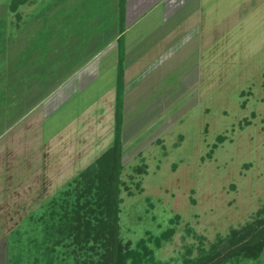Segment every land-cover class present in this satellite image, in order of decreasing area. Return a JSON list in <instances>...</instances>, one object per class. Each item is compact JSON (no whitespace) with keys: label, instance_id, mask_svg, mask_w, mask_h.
<instances>
[{"label":"crops","instance_id":"1","mask_svg":"<svg viewBox=\"0 0 264 264\" xmlns=\"http://www.w3.org/2000/svg\"><path fill=\"white\" fill-rule=\"evenodd\" d=\"M7 1L0 4V202L66 186L114 145L121 79L125 153L130 116L156 108L157 121L181 92L200 93L213 76V0H54L30 14L22 11L29 5L21 8L20 19Z\"/></svg>","mask_w":264,"mask_h":264},{"label":"rangeland","instance_id":"2","mask_svg":"<svg viewBox=\"0 0 264 264\" xmlns=\"http://www.w3.org/2000/svg\"><path fill=\"white\" fill-rule=\"evenodd\" d=\"M53 1L33 0L23 14ZM213 5L203 95L181 92L163 118L151 121L149 108L127 123L120 225L125 243L145 241L141 264H264V0ZM60 189L0 202V264H37L33 239L51 216L40 206Z\"/></svg>","mask_w":264,"mask_h":264},{"label":"trees","instance_id":"3","mask_svg":"<svg viewBox=\"0 0 264 264\" xmlns=\"http://www.w3.org/2000/svg\"><path fill=\"white\" fill-rule=\"evenodd\" d=\"M31 2L33 0H8V11L20 19V9ZM123 104L121 79L117 90L114 145L62 187L49 203L40 206H47L51 216L49 220L42 218V236L33 239L37 264H70V260L71 264H141L149 255L144 240L133 248L132 243L123 241L121 234ZM172 233L168 231L154 241L159 243ZM15 259L14 264H18L19 259Z\"/></svg>","mask_w":264,"mask_h":264}]
</instances>
